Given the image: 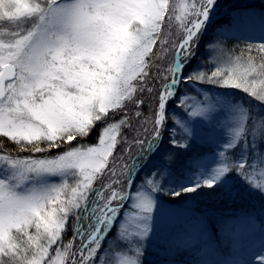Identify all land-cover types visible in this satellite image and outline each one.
<instances>
[{
    "label": "snow or ice",
    "instance_id": "1",
    "mask_svg": "<svg viewBox=\"0 0 264 264\" xmlns=\"http://www.w3.org/2000/svg\"><path fill=\"white\" fill-rule=\"evenodd\" d=\"M218 7L219 0H0V137L18 146L14 154L0 142V264H146L164 196L187 203L207 189L264 197L256 178H264V43L248 45L247 59L211 58L210 72L194 64ZM219 114V151L194 152L196 126ZM98 126L95 143L78 142ZM125 127L136 133L131 144L118 139ZM165 137L173 151L162 149ZM119 143L129 144L120 158L127 153L130 162L117 171L110 160H118ZM106 173L108 182L95 186ZM203 224L206 239L194 248L218 238L219 228L208 218Z\"/></svg>",
    "mask_w": 264,
    "mask_h": 264
},
{
    "label": "rangeland",
    "instance_id": "2",
    "mask_svg": "<svg viewBox=\"0 0 264 264\" xmlns=\"http://www.w3.org/2000/svg\"><path fill=\"white\" fill-rule=\"evenodd\" d=\"M224 6L225 5H220L218 9L224 10ZM230 9L232 16L231 22L235 20L238 21L237 26L239 30H248L257 33V35L259 34L260 37H264V12L257 8V6L238 7L237 9L235 7L232 9L228 6V9L225 8L224 14L229 12ZM236 31L235 28H230L226 31L225 35L221 36H218L216 31L212 34L207 32L204 37L206 40L202 43L201 50L197 53L194 64H200L202 69L210 72L213 70L214 65L207 64L205 67V64L213 57L231 54L234 58L243 57V59H247L249 53H235L227 50L225 46V42L227 41L226 37ZM210 43L217 49L215 52L206 47V45ZM170 61L171 56L169 60L165 62V66H167V63ZM197 91H203V89L197 88ZM210 94L213 96L216 95L214 91ZM189 95H194V93H189ZM234 95L238 100H243L245 104L249 103V98L244 93L237 90L234 92ZM127 110L130 112L129 115L135 111L131 105H129ZM177 115H179V113H177ZM113 118L118 120L120 116L113 114ZM224 119V115L219 114L216 116L212 125L198 124L196 126L198 135L201 138L200 141L193 146L197 153H210L213 149L219 151L213 144V141L219 142L221 140V133L214 125L216 121L222 122ZM131 122L133 125L138 123L135 118H133ZM98 132L99 126L88 140L78 142L85 144L95 143ZM125 132L129 135V139H132L133 136L136 135L134 131L125 127L121 129L118 139L126 138L125 136H127V134ZM139 138L147 139V136L141 133ZM181 139V134L178 131L177 140ZM127 141L131 144L130 140ZM129 144L119 143L117 145L119 146V150L116 148L114 155L116 157H118L117 153L121 155L124 150L122 148L124 146L128 147ZM14 147L18 148L16 144ZM162 149L164 151L174 150L173 146L168 143L167 137H165L163 141ZM133 152L134 150H132V153ZM29 154L30 152L20 153L22 156H27ZM53 154H55V151H53ZM124 156V160L119 161L120 163L110 160V165H114L117 171H120L124 164L130 162L129 154L125 153ZM176 165L175 167L179 171L181 166ZM152 170V164L150 163L148 167L144 169V172L140 173L141 177L146 173H150ZM256 171L259 173V167ZM256 178L264 179L259 175H257ZM156 179L160 180L161 178L156 177ZM107 180L108 174L106 173L95 182V186H102V184L108 182ZM161 182L165 184V187L169 186L166 180H161ZM139 183L140 181L137 180V184ZM123 188L125 191L130 192H135L136 190L135 186L129 187L126 183L123 185ZM206 191L210 193L207 194ZM202 197L208 201H233V213L228 215L227 212L223 209L221 210V208L213 209L215 206L203 204L205 202L199 200L202 199ZM163 200L165 201L162 204L163 211L154 214L156 232L152 235L151 241L148 244V254L145 257L146 264H198L199 261H207V264H245V262H248V264H256L257 256L264 254V252H262V250H264V232L261 231L262 226H264V197L259 195H245L243 198L237 197L232 199L223 196L219 190L213 192L204 189L199 196L187 201V203H185L184 198H176L173 200L170 196H164ZM207 210H212L214 214L211 215L215 216H211L210 212ZM217 215L220 216V220ZM205 218H208L209 221L212 219L218 221L217 228L220 229L218 238L211 240L210 246L207 248H194V245L206 239V236H202L201 234ZM249 218H251V221ZM219 221H224V225L222 226ZM199 222L200 224L196 225V223ZM72 224H74V221H70V227L63 237L64 243H67L72 238ZM209 231H211V229H209ZM106 259L110 260L111 258L106 256Z\"/></svg>",
    "mask_w": 264,
    "mask_h": 264
},
{
    "label": "trees",
    "instance_id": "3",
    "mask_svg": "<svg viewBox=\"0 0 264 264\" xmlns=\"http://www.w3.org/2000/svg\"><path fill=\"white\" fill-rule=\"evenodd\" d=\"M190 1L191 0H189V2ZM256 6L261 11L264 12V0H259L258 3H256V5L254 7H256ZM229 15L230 16H228V17H226V16L223 17V19H221L220 23L218 25H216L214 28H212V30L210 32L211 34L215 33L214 31H216L218 28L219 29H229L231 27H233L235 29L237 28V31L235 33H232L227 38V41L225 42V46H226L227 50L235 52V53H238V52H247L248 53V45H258V44L264 43V38L260 37V36H258L256 38H247V40H245V36L243 35V33L240 32L241 30L238 29V26H237L238 23L237 22L234 23V21L231 22V19H232L231 11H230ZM242 45H247V46H242ZM252 53H253L252 54L253 56L256 55L255 49L252 50ZM125 137L127 140L132 141V139H129L128 134ZM0 142L3 143L5 151H11L14 154L18 151V148L14 147L15 144L7 141L6 138L0 137ZM118 147L119 146H117V148ZM125 148H126V146H124L122 149H125ZM170 148H172V147H170ZM117 150H119V148ZM193 150H194V152H196L194 148H193ZM176 166H181L179 161L177 162ZM206 193L209 194L210 192L206 191ZM199 200L205 202V203H203L205 205L207 204L208 206H215V207H213V209L214 208H216V209L221 208V210L223 209L224 211L227 212L228 215H231L233 213V207H234L233 201H228V200H218V201H211L210 200V201H208L207 199H205L203 197H202V199H199ZM207 211L210 212V215L214 214L212 210H207ZM207 211H206V213H207ZM211 216H215V215H211ZM217 216H219V215H217ZM219 220H220V216H219ZM217 222H218L217 220H213V219L210 220V223L215 225L216 227L218 226ZM219 223H220V221H219ZM197 224H200V222L196 223V225Z\"/></svg>",
    "mask_w": 264,
    "mask_h": 264
},
{
    "label": "bare ground",
    "instance_id": "4",
    "mask_svg": "<svg viewBox=\"0 0 264 264\" xmlns=\"http://www.w3.org/2000/svg\"><path fill=\"white\" fill-rule=\"evenodd\" d=\"M245 32H246V33H243V35L245 36V40H247V38H256V37L259 36V34L257 35V33L250 32V31H248V30H246ZM205 40H206V38L204 39V41H205ZM132 150H134V152H133L131 155L134 156L135 153H136V151H137L135 145H132ZM117 156H118V157H117L118 160L116 161V163H120L119 161H123V160H124V157H125V156H123V158H120L121 155L118 154V153H117ZM129 187H130V186H129Z\"/></svg>",
    "mask_w": 264,
    "mask_h": 264
}]
</instances>
